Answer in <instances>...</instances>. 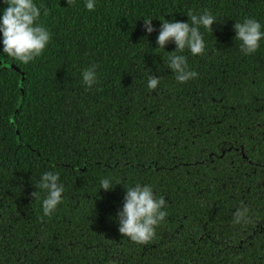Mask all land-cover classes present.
<instances>
[{"label":"trees","instance_id":"trees-1","mask_svg":"<svg viewBox=\"0 0 264 264\" xmlns=\"http://www.w3.org/2000/svg\"><path fill=\"white\" fill-rule=\"evenodd\" d=\"M33 2L50 42L27 64L1 54L18 71L0 64V264H264V173L253 164L264 161V40L245 56L233 31L246 17L264 26V0ZM204 9L219 22L201 30V55L180 53L196 76L179 83L166 62L175 45L155 49L158 19ZM45 171L64 186L49 216L31 195ZM102 177L113 191L98 192ZM136 183L165 201L145 243L116 222Z\"/></svg>","mask_w":264,"mask_h":264},{"label":"clouds","instance_id":"clouds-1","mask_svg":"<svg viewBox=\"0 0 264 264\" xmlns=\"http://www.w3.org/2000/svg\"><path fill=\"white\" fill-rule=\"evenodd\" d=\"M4 7L0 8V54H6L22 64H27L39 57L51 36L49 31L37 23L41 15L40 8L33 0H3ZM83 7L92 11L96 7V0H84ZM45 10V14H46ZM187 22L179 20L158 19L159 31L155 38L157 47L164 49L167 44L175 45V50L168 52L167 67L174 74L175 80L184 83L194 78L196 73L188 70L186 57L180 53L187 49L193 56L201 55L205 51L203 32H212L213 24L219 22L207 9L198 13L189 10L186 13ZM153 18H143V30L146 34L155 31ZM203 30V32L201 31ZM234 40L239 42L240 52L245 55L254 54L264 40V26L255 18L246 17L233 24ZM81 81L86 89L97 83L96 65L91 64L81 70ZM159 79L148 75L146 87L155 89ZM115 184L110 178L99 179V190L111 192ZM36 189L31 195L40 200V207L44 216L55 212L62 201L64 186L59 182V176L52 171L41 173L33 185ZM125 189V188H124ZM41 192L43 197L41 198ZM165 201L163 197H156L148 184L136 183L127 187L123 195L122 206L116 213L118 232L135 243H145L152 238L155 226L166 215L163 210ZM242 216L241 212L235 214L236 220Z\"/></svg>","mask_w":264,"mask_h":264},{"label":"flooded vegetation","instance_id":"flooded-vegetation-1","mask_svg":"<svg viewBox=\"0 0 264 264\" xmlns=\"http://www.w3.org/2000/svg\"><path fill=\"white\" fill-rule=\"evenodd\" d=\"M229 148H232V147H229ZM252 148H253V147H252ZM233 149H234V150H237V148H234V147H233ZM240 152H241L243 158H247L246 155L244 154L245 151H244L243 147L240 148ZM249 162L251 163L250 160H249ZM253 164H254V167L259 168V172L264 173V161H262V160L259 159V160H257L256 162H254ZM254 173H255V174L257 173V170H256V169L254 170ZM260 179H262V178H260ZM258 180H259V177H258ZM261 222H262V221H261ZM261 228H262V226H261Z\"/></svg>","mask_w":264,"mask_h":264},{"label":"water","instance_id":"water-1","mask_svg":"<svg viewBox=\"0 0 264 264\" xmlns=\"http://www.w3.org/2000/svg\"><path fill=\"white\" fill-rule=\"evenodd\" d=\"M0 2H3V0H0ZM0 64L2 66H4L5 68L13 69V70L18 71V68L15 65H13V64H5L3 59H2V55L1 54H0Z\"/></svg>","mask_w":264,"mask_h":264}]
</instances>
